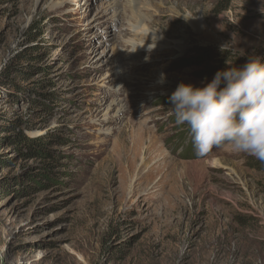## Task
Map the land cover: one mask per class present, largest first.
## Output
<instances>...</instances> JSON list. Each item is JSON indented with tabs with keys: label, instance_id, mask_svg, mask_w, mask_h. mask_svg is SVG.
Returning <instances> with one entry per match:
<instances>
[{
	"label": "rangeland",
	"instance_id": "374dc122",
	"mask_svg": "<svg viewBox=\"0 0 264 264\" xmlns=\"http://www.w3.org/2000/svg\"><path fill=\"white\" fill-rule=\"evenodd\" d=\"M263 51L264 0H0V264H264V162L168 101Z\"/></svg>",
	"mask_w": 264,
	"mask_h": 264
},
{
	"label": "clouds",
	"instance_id": "9594fccd",
	"mask_svg": "<svg viewBox=\"0 0 264 264\" xmlns=\"http://www.w3.org/2000/svg\"><path fill=\"white\" fill-rule=\"evenodd\" d=\"M168 101L198 157L228 144L264 162V60L218 70L200 87L180 82Z\"/></svg>",
	"mask_w": 264,
	"mask_h": 264
},
{
	"label": "trees",
	"instance_id": "16d2710c",
	"mask_svg": "<svg viewBox=\"0 0 264 264\" xmlns=\"http://www.w3.org/2000/svg\"><path fill=\"white\" fill-rule=\"evenodd\" d=\"M256 57H257V59H259V60H264V51H263L260 55H258V56H256ZM256 57H255V58H256ZM231 60H233V59H231V57L227 55L225 62H227V61L230 62ZM247 60H248V59H247ZM245 62H246V61H244V62H243V61H237L236 64H237L238 66H240V65H243ZM15 126H16V125L11 124L10 126H6V127H4V129H5L6 131H8V130H12V129L15 128ZM22 140H23V138H20V139L18 138V139L16 140V142H15L16 145H17V144L20 145V147H18L17 150H19L21 154H22V151H23L22 148L25 147L27 150H33V149L40 150V152L43 153V154H46L47 157L50 156V155L48 154L47 151L43 150L42 148H38L37 146L33 145L32 143L27 144L26 142H24V144H22V147H21V141H22ZM48 171H49L48 169L45 170V174H47Z\"/></svg>",
	"mask_w": 264,
	"mask_h": 264
},
{
	"label": "bare ground",
	"instance_id": "6f19581e",
	"mask_svg": "<svg viewBox=\"0 0 264 264\" xmlns=\"http://www.w3.org/2000/svg\"><path fill=\"white\" fill-rule=\"evenodd\" d=\"M144 40H145V41H148V40H149V38H148V37H144ZM144 40H143V41H144Z\"/></svg>",
	"mask_w": 264,
	"mask_h": 264
}]
</instances>
